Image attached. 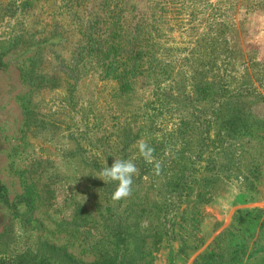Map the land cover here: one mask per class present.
<instances>
[{"label": "rangeland", "instance_id": "obj_1", "mask_svg": "<svg viewBox=\"0 0 264 264\" xmlns=\"http://www.w3.org/2000/svg\"><path fill=\"white\" fill-rule=\"evenodd\" d=\"M251 58L264 0H0V258L264 264ZM134 157L114 201L97 173Z\"/></svg>", "mask_w": 264, "mask_h": 264}, {"label": "clouds", "instance_id": "obj_2", "mask_svg": "<svg viewBox=\"0 0 264 264\" xmlns=\"http://www.w3.org/2000/svg\"><path fill=\"white\" fill-rule=\"evenodd\" d=\"M134 147L137 149L138 156L143 158L147 163L154 164L153 172L156 175L160 174V162L155 160V149L141 139L136 142ZM134 159H115L110 167L105 166L97 173L96 178L102 180L104 183L116 182V187L112 193V199L119 201L126 199L132 194L133 176L139 173V168L134 163Z\"/></svg>", "mask_w": 264, "mask_h": 264}, {"label": "trees", "instance_id": "obj_3", "mask_svg": "<svg viewBox=\"0 0 264 264\" xmlns=\"http://www.w3.org/2000/svg\"><path fill=\"white\" fill-rule=\"evenodd\" d=\"M83 1H87V0H83ZM248 5H245V8H249L247 7ZM8 30L4 33H7ZM132 34H136V33H132ZM137 38V36L135 37ZM227 44V42H226ZM250 64H251V68H252V74H251V77L253 78H256L258 80V82H260L261 78H263L264 74H261L259 73L260 71V67H262L260 64H258L256 62V60L254 59H250ZM0 191H4V188L2 185H0ZM241 212L237 211L236 212V216H234L235 218H237ZM13 220H14V217H13ZM24 222H26L27 220H24ZM230 230H228L229 232ZM231 232V231H230ZM244 246L245 244H240L239 246H234V249L233 250V253H234V256L230 257L228 260L229 262L228 263H225V264H236L238 262V258L236 256H242L244 255ZM36 251H41L40 248H38ZM24 251L23 253L21 254H18V255H14L13 258L11 259H7L4 257L3 258H0V264H82L81 262L73 259L71 256H68L66 255L65 253L63 254V256L61 257L59 263L57 261H54L53 259L49 258V257H44L42 258L41 255H39L38 253H36L35 255L31 256L27 253L29 252H26ZM123 262V261H122ZM223 262V261H221ZM120 261H118L117 259H112L110 256H106L105 258H102L100 259L99 261H97L96 263L94 264H119Z\"/></svg>", "mask_w": 264, "mask_h": 264}]
</instances>
